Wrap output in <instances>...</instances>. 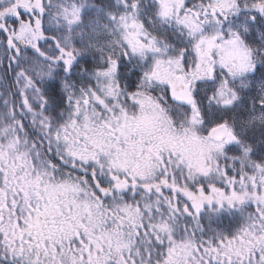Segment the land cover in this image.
<instances>
[{
  "label": "snow or ice",
  "instance_id": "6c2138e0",
  "mask_svg": "<svg viewBox=\"0 0 264 264\" xmlns=\"http://www.w3.org/2000/svg\"><path fill=\"white\" fill-rule=\"evenodd\" d=\"M0 264H264V0H0Z\"/></svg>",
  "mask_w": 264,
  "mask_h": 264
}]
</instances>
